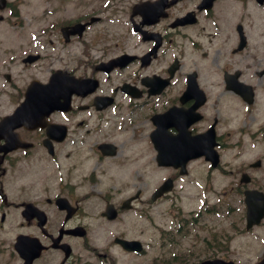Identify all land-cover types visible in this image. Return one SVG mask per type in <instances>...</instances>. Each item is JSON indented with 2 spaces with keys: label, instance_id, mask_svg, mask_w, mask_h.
<instances>
[{
  "label": "flooded vegetation",
  "instance_id": "1",
  "mask_svg": "<svg viewBox=\"0 0 264 264\" xmlns=\"http://www.w3.org/2000/svg\"><path fill=\"white\" fill-rule=\"evenodd\" d=\"M59 1L42 0V3H38L39 8L42 6L39 9L40 14L28 17L21 10L23 0H0V85L2 84L8 101L12 102L11 112L25 99L27 89L32 83H36L38 87L47 85L56 71L67 70L79 79H92L97 82L92 94L72 95V107L69 111L55 112L50 116V122L58 121L59 117L58 123L68 127L65 140L60 142L48 136L46 129L19 128L16 132L22 141L21 145L16 143L19 147L0 153V159L1 156L4 157L0 163V233L13 220L11 216L19 217V223L16 222L11 227L16 230L14 236L27 235L36 238L46 247L34 260V264L84 262L82 256L73 260L74 254L66 259L65 252L60 248H53V243L60 237V243L72 245L75 237L69 229L73 226H85L89 229L82 223L69 225L81 212V202L74 199L77 187L67 184L68 176L76 167V161L79 159L87 166L92 165L89 174L93 178L102 172L98 169L99 166L121 156L128 147L123 132H118L117 126L104 127L105 118L112 112L113 107L111 116L113 119L117 118L122 131L127 124L134 122L137 110L145 109L147 103L155 104V107L148 108L152 109L151 112L164 113L175 108L177 112L172 134L177 135L176 128L186 126L193 136L210 132L213 139L209 141L212 140L215 149L220 152L221 164L225 163V156L230 148L242 149L245 135L253 143L264 147L262 23L248 22L244 18L246 27L243 22H239L233 28L230 22L231 32L227 36L214 11L221 0H217L210 10H200L199 1L186 5L181 4L180 0L178 4L169 6L166 16L157 21L154 17L149 19L142 15L132 16V12L127 13L130 27L132 20L139 26V30L133 32L139 40L137 46H127L131 37L124 36L126 46L115 53L108 43L105 44L104 37L98 31L90 35L85 31L83 36L77 37L79 44L85 46L80 50L70 45L72 37L68 41L63 34L65 17L59 16L50 20V16L55 15L60 5L47 9V4L53 2L54 5ZM142 1L155 0H140ZM240 1L245 6L239 3L238 7L242 10L245 8L248 16H255L259 11L264 20V1ZM124 2L130 3L129 0ZM226 3L229 0H222L221 5ZM227 9L233 15L236 12L233 4ZM189 12H194V15L183 23H178ZM238 19H242V16ZM156 37L160 39L159 47L153 51L157 43ZM188 46L191 47L188 49ZM120 54L132 55L134 59L122 68H113L110 73L101 68L102 64ZM29 57L33 60L26 62ZM175 61L177 68L170 84L160 94L150 95L146 82L150 84L154 76L169 77ZM16 67L20 68L19 71ZM112 75L116 78H112ZM192 75H195L202 94L192 91L185 95ZM239 80L253 86L254 97L237 91L235 86L239 84ZM124 84L133 87L137 97L126 93L123 90ZM49 89L44 88L42 94L34 92L35 96L47 100L45 93ZM2 93L3 91L0 96ZM97 98H104L105 102H109L111 98L112 101L105 109L99 110L94 104ZM125 134L128 133L125 131ZM4 143L5 141L0 140V149ZM102 143L116 145L117 155L106 156L99 149ZM68 147L72 149L69 152ZM256 160L261 161L259 167L253 168L252 161L245 163L236 170L237 175L248 173L252 182L257 176L254 173L259 172L258 177L264 182V151L255 162ZM207 164L209 173L215 171L228 174L222 165L212 168ZM174 171L173 176L176 178L178 171ZM61 178L63 182H60ZM92 182L95 185L93 180ZM243 187L239 183V189ZM61 197H68L74 205L78 203L76 216L67 219V211L58 208L57 201ZM24 212H27L28 217L24 216ZM2 247L0 240V255Z\"/></svg>",
  "mask_w": 264,
  "mask_h": 264
},
{
  "label": "rangeland",
  "instance_id": "2",
  "mask_svg": "<svg viewBox=\"0 0 264 264\" xmlns=\"http://www.w3.org/2000/svg\"><path fill=\"white\" fill-rule=\"evenodd\" d=\"M106 1L108 0H98V4L104 5ZM194 1L192 0V2ZM38 3H42V0H23L21 10L28 17L39 15V9L42 6L39 8ZM55 5H60V7H58L54 16H50V20L59 16L72 19L81 10L85 13L90 9L88 4H83V0H68L67 2L60 0L54 5L48 3L47 8ZM109 14L110 10H105L104 15ZM116 18L118 17L110 16L108 19ZM111 28L112 31L116 30L114 26H111ZM123 36L126 35L123 34ZM122 40H124V37ZM136 42V40L131 41L132 44ZM131 43L129 44L132 46ZM81 47L79 44L78 49L81 50ZM151 104L148 103V105ZM11 106V102L0 101L1 116L7 114L11 110ZM147 108L146 106L145 109L137 110L134 122L126 125V130L130 136L128 151L137 148V145L140 144H143L144 147L140 149L139 153H133V158L126 159L124 164L117 165L114 163L108 165L107 168L112 173L103 177L99 186L90 187L88 185L83 190L91 188L104 190L109 188L111 184L119 186L127 181L130 187L134 188L135 184L145 182L143 187L146 189L145 197H147L161 183L163 177L170 173L169 169L156 165L153 162L154 160L150 159V151L146 150L145 137H147L151 128L150 123L147 121ZM127 152L124 156H121L123 159L128 155ZM143 154H146V156L139 158V155ZM255 154L256 150L251 149L250 146L247 151L243 152L242 160H251L255 157ZM82 157H84V153ZM232 158L231 155L228 159ZM77 162L82 164L83 168L86 167L84 162ZM232 163L239 162L233 159ZM195 166L198 169L194 171ZM193 171L195 178L192 177V174L189 177L180 178L176 190L169 196V199L152 204L149 208L139 206L138 210L125 213L115 222L107 224H103L100 220L96 221V216L91 220V215L83 218L96 225L91 241L92 246L103 252V246L111 242L113 233L120 232L129 238L141 240L145 244V251L140 255L127 254L113 246L111 248L114 260L112 264H195L204 259L215 258L214 255L233 259L238 264L256 263L264 255V222L250 231H245L243 196L229 192L227 189L224 192V188H229L230 184H234L232 179L220 176L216 177L214 183L206 181L203 175L207 171V167L200 162L193 166ZM208 183L211 187H214L213 189L210 188V191H206ZM254 185H258L264 190L263 182L254 183ZM204 204L206 205L203 206ZM216 206L221 209L220 214L213 212ZM207 207L212 209L208 213L206 212ZM178 209H181V211H178ZM145 211H149L148 217L144 216L143 212ZM186 217L191 220L196 218V220L189 222L178 232L181 219L184 220ZM215 234H218L219 238L222 234H225V237L222 238L221 243H215L210 249L206 247V240L212 239ZM10 239L11 234L9 232L3 234L4 241L8 243ZM7 243H4L3 263L19 264L17 260L12 258ZM80 247L81 242L77 241L76 249L82 251ZM98 264L109 263L106 260V262L101 261Z\"/></svg>",
  "mask_w": 264,
  "mask_h": 264
},
{
  "label": "water",
  "instance_id": "3",
  "mask_svg": "<svg viewBox=\"0 0 264 264\" xmlns=\"http://www.w3.org/2000/svg\"><path fill=\"white\" fill-rule=\"evenodd\" d=\"M72 86L76 89L78 86L76 84H72ZM59 101H39L35 100H27L22 106V108L16 111V113L10 117H5L0 122V129H12L15 127V125H20V123H27V119L30 118L32 120H37V116L33 115L31 117V113L29 110V105L31 104L35 107V110H39L43 115H48L50 110L55 109L59 107L58 105ZM48 110V111H47ZM39 113V112H38ZM169 117H173L170 115ZM203 150L198 148L197 153L192 154L194 157L200 156L203 154ZM170 151L167 150H160L159 154V161L162 165H179L178 163L173 162V157L169 155ZM170 183V181L168 182ZM167 185V184H166ZM248 206V212H247V228H251L254 224H259L261 219L264 216V198L259 192L256 191H249L246 193L245 198ZM122 244L125 248L129 250H138L140 251L142 249V245L139 241H127V240H121ZM18 249L20 247L16 246ZM22 254V253H21ZM24 256L26 262L25 264H31V256H29L28 253L22 254ZM200 264H235L232 261H225L222 259H216V260H206L203 261ZM258 264H264V259L258 263Z\"/></svg>",
  "mask_w": 264,
  "mask_h": 264
}]
</instances>
